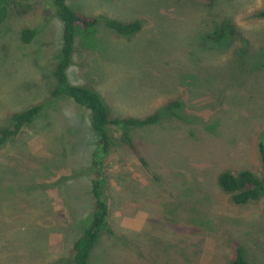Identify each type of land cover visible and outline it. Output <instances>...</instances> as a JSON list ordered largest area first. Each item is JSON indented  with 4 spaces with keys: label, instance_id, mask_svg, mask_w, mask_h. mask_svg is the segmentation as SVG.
Instances as JSON below:
<instances>
[{
    "label": "rangeland",
    "instance_id": "1",
    "mask_svg": "<svg viewBox=\"0 0 264 264\" xmlns=\"http://www.w3.org/2000/svg\"><path fill=\"white\" fill-rule=\"evenodd\" d=\"M66 3L100 20L82 47L76 37L69 83L94 90L110 118L163 111L154 125L125 128L138 154L110 128L103 190L110 227L128 241L125 250L104 235L93 264L118 255L125 264H161L164 253L179 262L182 248L188 264H228V241L248 264H264V198L236 206L217 186L226 170L261 175L264 0ZM54 14L48 0H15L0 24V130L12 114L49 100L62 31ZM102 19L139 20L142 31L120 37ZM26 28L39 31L30 45L20 40ZM173 100L179 118L164 111ZM90 123V111L56 100L0 148V264H66L91 221Z\"/></svg>",
    "mask_w": 264,
    "mask_h": 264
},
{
    "label": "trees",
    "instance_id": "2",
    "mask_svg": "<svg viewBox=\"0 0 264 264\" xmlns=\"http://www.w3.org/2000/svg\"><path fill=\"white\" fill-rule=\"evenodd\" d=\"M50 1L54 15L59 19L61 31V46L59 60L54 68L52 76L55 80V86L50 92L49 100L40 105L31 106L21 112L10 116L8 127L0 130V148L5 145L9 139L19 136L25 127L34 123L37 116L45 109L47 105H52L56 100L69 99L76 105H79L91 113V129L96 135L97 150L92 154L90 172L92 179L89 185V194L92 201L91 221L89 226L84 229L82 235L72 244L69 258L65 260L66 264H93L95 253L98 246L102 243L103 236L108 239L113 246L127 249L125 236H118L110 227V210L104 196L105 177L102 171L103 157L111 152L112 138L110 128L116 127L120 131L119 139L121 143L127 146L133 153H137L132 140L125 132L128 126L145 127L156 124L162 112H155L143 119L138 118H110L108 110L101 97L91 88L85 86L72 85L68 81L67 70L72 63V56L75 51L76 37L81 38L80 45L87 40L90 30H94L100 22L98 18H91L72 10L66 3V0H48ZM15 0H0V24H2L9 15V9ZM257 17L264 18V11ZM102 22L115 35L130 39L142 31V23L134 20L129 23L119 22L113 19H102ZM39 31L35 28H26L20 33V40L25 45L32 44ZM182 107L179 101H170L165 106V112L177 118V111ZM258 153L261 164V175H257L249 170L243 169L238 172L229 170L221 172L217 176V186L220 191L230 197L231 202L236 206H246L251 203L259 202L264 198V141L258 143ZM142 166H146L142 158H139ZM140 233V232H137ZM228 246L232 250L231 259L228 264H248L242 248L228 241ZM104 246L103 248H105ZM193 248V246L191 247ZM187 249V248H186ZM186 249H181L179 262L172 254L164 253L161 264H188L190 254ZM161 253L156 255L160 257ZM115 263L125 264L123 256H116ZM103 264H107L103 262ZM155 264V263H154Z\"/></svg>",
    "mask_w": 264,
    "mask_h": 264
},
{
    "label": "crops",
    "instance_id": "3",
    "mask_svg": "<svg viewBox=\"0 0 264 264\" xmlns=\"http://www.w3.org/2000/svg\"><path fill=\"white\" fill-rule=\"evenodd\" d=\"M77 86H79V85H77ZM81 86V85H80ZM136 220V222H139L140 223V225L142 224V223H144V225H145V221H146V218H145V216H143V215H135V217H134ZM142 219L141 221L140 220H138V219ZM129 223V222H128ZM135 223V222H134ZM140 225L139 226H132L131 227V229H133V230H136V229H139V227H140Z\"/></svg>",
    "mask_w": 264,
    "mask_h": 264
}]
</instances>
